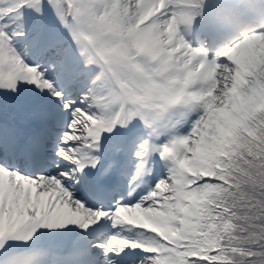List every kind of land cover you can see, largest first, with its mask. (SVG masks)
<instances>
[{
  "label": "snow or ice",
  "instance_id": "snow-or-ice-1",
  "mask_svg": "<svg viewBox=\"0 0 264 264\" xmlns=\"http://www.w3.org/2000/svg\"><path fill=\"white\" fill-rule=\"evenodd\" d=\"M250 6L0 0V264H264Z\"/></svg>",
  "mask_w": 264,
  "mask_h": 264
},
{
  "label": "rangeland",
  "instance_id": "rangeland-1",
  "mask_svg": "<svg viewBox=\"0 0 264 264\" xmlns=\"http://www.w3.org/2000/svg\"><path fill=\"white\" fill-rule=\"evenodd\" d=\"M188 38L192 39V37H188ZM194 41H195V40H194ZM193 43H196V42H193Z\"/></svg>",
  "mask_w": 264,
  "mask_h": 264
}]
</instances>
